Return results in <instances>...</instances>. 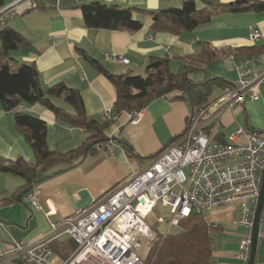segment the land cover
<instances>
[{
	"label": "crops",
	"instance_id": "1",
	"mask_svg": "<svg viewBox=\"0 0 264 264\" xmlns=\"http://www.w3.org/2000/svg\"><path fill=\"white\" fill-rule=\"evenodd\" d=\"M184 1L5 0V5L18 2L17 15L9 20L7 27L20 33L28 42L27 46L9 53L11 65L16 68L19 64H34L44 88L64 83L68 88L77 89L87 114L101 120L106 111L112 113L116 89L84 55L99 61L113 74L131 72L142 75L152 58H167L170 65L173 62L182 65L183 56L197 52L200 44L206 42L213 48L230 51L211 66L201 67L192 73L190 79L194 83L210 78H218L227 84L235 83L238 71L233 61L246 62L256 73L264 70V52L255 54L248 50L257 45L264 46V11L219 14L211 23L180 36L150 30L152 13L180 8ZM236 1L239 0H196L198 8L205 7V3L226 5ZM93 2L140 9L134 17L144 26L133 32L88 29L80 7ZM255 28L262 36L253 42L250 35ZM106 54H118L129 63L108 61L104 58ZM203 72L208 75L200 79L199 74ZM224 91L220 82L213 86L209 106H214L207 118L206 133H214L215 141L222 142L240 127L264 130V85L260 88L259 100L247 98L244 104L234 103L232 106L220 103ZM52 100L70 110L62 99ZM21 109L47 123L51 150L69 152L86 140L81 138L85 133L40 104H22ZM141 111L143 118L139 124L130 123L129 112L117 118L111 114L115 120L107 135L109 141L116 143L114 152L107 148L97 150L76 167L36 185L34 188L39 190L41 210L23 201L26 195L20 191L25 185L23 178L0 172V253H9L4 264H16L10 255L16 243L34 242L48 235L53 224L90 207L117 185L149 166L158 153L183 134L188 117L194 114L195 108L186 94H173L150 102ZM14 119L15 112L4 111L0 104V160L23 158L35 162L34 152L18 132ZM129 147L132 152L128 151ZM240 217L239 204L214 210L204 217L215 228L212 233L215 264H247L238 258L239 244L247 233L238 224ZM69 239L62 236L57 241ZM53 259L58 264L64 261L58 251H54ZM255 264H264V223L260 224Z\"/></svg>",
	"mask_w": 264,
	"mask_h": 264
},
{
	"label": "built area",
	"instance_id": "2",
	"mask_svg": "<svg viewBox=\"0 0 264 264\" xmlns=\"http://www.w3.org/2000/svg\"><path fill=\"white\" fill-rule=\"evenodd\" d=\"M17 4L0 7V30L17 15ZM261 36L258 29H252L251 41L256 42ZM104 58L129 63L118 54H106ZM233 62L238 79L234 87L224 91L220 103L232 106L244 104L247 98L259 100L264 70L256 73L246 62ZM213 106L190 115L183 134L158 153L144 170L117 185L90 207L53 224L48 235L34 242L16 243L10 252L11 258L30 264H58L53 259V244L67 236L74 241L75 249L60 264H145L159 240L156 230L160 237L167 238L174 227H180L191 216L204 218L214 210L239 204L238 224L247 233L239 244L238 258L247 263L264 176V130L240 127L226 141H215L214 133H206ZM111 114L106 111L103 120H110ZM142 118L141 110L129 112L132 124H139ZM104 148L112 153L116 143L109 141L97 146L98 150ZM23 201L34 209H42L36 188ZM159 204L169 209L170 216L168 219L157 217L154 230L151 218ZM166 223L167 229L162 231L160 226ZM8 256L9 253H0V264Z\"/></svg>",
	"mask_w": 264,
	"mask_h": 264
},
{
	"label": "trees",
	"instance_id": "3",
	"mask_svg": "<svg viewBox=\"0 0 264 264\" xmlns=\"http://www.w3.org/2000/svg\"><path fill=\"white\" fill-rule=\"evenodd\" d=\"M4 5L5 0H0V7ZM80 8L88 29L133 32L144 26L134 17L135 12L140 9L101 2L82 5ZM250 11H264V0H239L226 5L205 3L203 8H198L196 0H185L180 8L152 13L150 30L153 33L180 36L211 23L219 14ZM0 42V104L4 111L15 112V127L35 155V162H28L23 158L15 161L0 160V172L23 178L25 185L20 191L27 194L42 181L76 167L85 157L95 154L98 145L109 141L107 130L115 119L111 117L105 121L90 117L81 93L77 89L68 88L64 83L44 88L41 75L34 64H19L13 68L9 53L28 45L20 33L5 27L0 30ZM248 50L262 54L264 46L257 45ZM229 51L230 49H216L202 42L197 52L182 57L184 63L179 71L171 70L170 60L167 58H152L144 75H134L131 72L113 74L99 61L84 56L115 86L116 100L112 113L117 118L124 112L140 111L150 102L173 94H186L195 108L194 114L200 112L209 105L213 86L220 82L226 90L234 87L235 83L227 84L218 78L194 83L190 75L201 67L211 66L228 55ZM54 98L62 99L70 110L58 106L52 100ZM22 104H40L88 137L80 147L69 152L51 150L47 140V123L23 111ZM124 146L127 147V144ZM128 151L133 150L129 147ZM55 169L59 170L54 171ZM152 226L156 230V226ZM180 227V232L171 233L167 238L160 237L156 230L159 240L153 245L145 264H215L212 257V233L215 228L199 215L185 219ZM53 249L66 260L73 253L75 243L71 239L55 241ZM16 264L30 263L19 260Z\"/></svg>",
	"mask_w": 264,
	"mask_h": 264
},
{
	"label": "water",
	"instance_id": "4",
	"mask_svg": "<svg viewBox=\"0 0 264 264\" xmlns=\"http://www.w3.org/2000/svg\"><path fill=\"white\" fill-rule=\"evenodd\" d=\"M263 207H264V176L262 180L260 200L258 203L254 227L252 231V245H251L250 257H249L247 264H255V261H256V255H257V249H258V238H259V231H260V224H261V213H262Z\"/></svg>",
	"mask_w": 264,
	"mask_h": 264
},
{
	"label": "rangeland",
	"instance_id": "5",
	"mask_svg": "<svg viewBox=\"0 0 264 264\" xmlns=\"http://www.w3.org/2000/svg\"><path fill=\"white\" fill-rule=\"evenodd\" d=\"M180 65H181V63H177V62H173L172 64H171V66H172V70L174 71V72H177L178 71V69H179V67H180ZM135 75V74H134ZM142 75H144V74H142ZM200 75V79H203L205 76H207L208 74H206V73H201V74H199ZM216 93H217V90H216ZM82 137V139H86V137H87V135L86 134H84V135H81ZM159 216H161V217H164L165 219H168L169 218V216H170V212H169V209H166V208H164L162 205H158L157 206V208H156V210H155V214L152 216V218H151V222H152V220H153V222H152V225H155L156 224V218L157 217H159ZM240 220V219H239ZM238 223H239V221H238ZM167 226H168V224L166 223V224H163V225H161L160 226V228H161V230L162 231H165L166 229H167ZM181 231V227H174L173 229H172V231H171V233L172 234H175V233H178V232H180Z\"/></svg>",
	"mask_w": 264,
	"mask_h": 264
}]
</instances>
